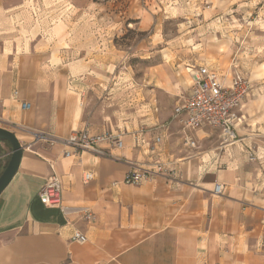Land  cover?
Masks as SVG:
<instances>
[{
    "label": "crops",
    "instance_id": "0c3cea01",
    "mask_svg": "<svg viewBox=\"0 0 264 264\" xmlns=\"http://www.w3.org/2000/svg\"><path fill=\"white\" fill-rule=\"evenodd\" d=\"M253 1L222 2L234 11ZM26 4L0 0V127L24 146L17 171L0 194V264H264V183L259 164L245 154L247 147L264 150L258 89L242 101L239 141L230 145H207L208 126L184 129L173 111L159 112L154 96L147 102L148 116L128 121L121 105L107 109V28H50L32 38L28 30L12 28L24 18L18 8ZM204 14L207 21L215 17ZM232 18L240 21L237 14ZM220 28L230 40L217 39L203 57L191 54L182 67L172 68L174 75L157 63L139 76L120 70L114 78L149 84L151 95L160 90L175 94L184 81L185 97L199 65L223 69V61L231 59L230 64L250 72L251 53L260 50L256 32L249 30L242 41V28L223 23ZM55 31L60 40L42 42ZM90 32L98 38H87ZM22 102L30 107L22 109ZM85 127L94 133L121 132L123 149L112 150L115 156L91 151L65 156L64 145L31 138L32 131L65 137ZM10 153V145L0 141V173ZM136 162L145 167L162 162L168 171L139 185L125 184V173ZM86 172L92 179L84 180ZM51 173L62 186L58 207L38 199ZM86 210L93 220L84 218ZM74 230L84 234V242L72 239Z\"/></svg>",
    "mask_w": 264,
    "mask_h": 264
},
{
    "label": "rangeland",
    "instance_id": "374dc122",
    "mask_svg": "<svg viewBox=\"0 0 264 264\" xmlns=\"http://www.w3.org/2000/svg\"><path fill=\"white\" fill-rule=\"evenodd\" d=\"M20 1L16 0V4ZM222 1L27 0L25 6L18 8L25 14L24 18L16 20L12 28L26 29L32 38L36 37L34 36L36 32H47L50 28L76 27L87 30L107 28V109L121 105L127 110L128 121L130 119L137 121L148 116L150 106L147 102H151L153 96L157 100L159 112L171 115L174 107L184 100L188 84L180 82L175 94L160 90L159 93L151 95L147 90L149 84L120 83L121 80L114 78L116 72L118 75L122 70L129 72L131 76H139L146 67L159 63L168 66V74L174 75V67H182L189 56L203 57L206 46L218 40H230L231 35H221V23L229 29L240 27L245 30L243 35H240L242 41L247 39L248 31L253 30L256 32L253 38L256 39L257 49L260 50L251 53L254 57V68L244 73L250 79L252 90L258 89L256 95L264 107V0L241 4L237 6L239 8L234 7L236 9L234 11L230 5ZM95 7L97 8L94 11ZM204 11L210 13L209 17L212 15L215 17H211L210 20L208 18L207 21L204 16L207 14H204ZM234 14L239 15L240 21L235 19L236 17L232 18ZM238 22L241 25H238ZM192 27H195V30H191ZM52 33L53 36L43 37L42 42L52 43L53 39L62 38L55 36L58 31ZM87 38L95 40L98 37L94 32H90ZM191 46L195 48L188 51ZM152 52L153 56L150 55ZM210 60L217 62L214 58ZM230 60L223 61L225 63L223 69L230 66ZM199 61L204 60L200 58ZM260 80L263 82L260 83ZM174 119L178 125L183 126L182 117ZM208 128L212 132L207 138V145L220 146L219 131L211 126ZM232 147L234 146H230L229 149ZM252 148L254 152L257 151L256 147ZM256 153L255 160H248L259 164L257 166L262 173L261 183H264V162H259L260 159L264 161V150ZM259 155L263 157L258 158Z\"/></svg>",
    "mask_w": 264,
    "mask_h": 264
},
{
    "label": "built area",
    "instance_id": "2783aa9c",
    "mask_svg": "<svg viewBox=\"0 0 264 264\" xmlns=\"http://www.w3.org/2000/svg\"><path fill=\"white\" fill-rule=\"evenodd\" d=\"M251 90L252 85L249 77L233 63L225 69L199 65L193 73L191 86L184 100L174 107L173 116L182 117L183 128L187 130L199 129L205 125L217 129L222 144L230 145L239 141L238 127L242 119L239 108ZM20 106L22 109H28L30 104L22 102ZM31 138L33 141H43L50 145L56 143L64 145L63 154L65 156L80 155L84 151L115 156L116 154L112 153V150L120 151L124 147L121 132L94 133L87 127L73 130L65 137L32 131ZM154 140L159 143L161 137L156 136ZM186 142L190 147L195 146L194 141L189 137ZM245 151L249 160L256 159L252 147H247ZM167 171V167L162 162H154L149 167L136 162L132 163L125 173L123 182L129 185H139ZM92 177L90 172L84 174L85 181ZM61 191L59 177L55 173H51L40 187L38 199L44 206H61ZM220 192L221 185L216 183L214 193L219 194ZM84 218L93 220L94 215L91 211L86 210ZM72 239L84 242L85 236L79 230H74Z\"/></svg>",
    "mask_w": 264,
    "mask_h": 264
},
{
    "label": "water",
    "instance_id": "95a60500",
    "mask_svg": "<svg viewBox=\"0 0 264 264\" xmlns=\"http://www.w3.org/2000/svg\"><path fill=\"white\" fill-rule=\"evenodd\" d=\"M0 141H4L10 145L11 153L9 160L0 173V194L4 188L8 185L11 178L17 171L21 155H22V145L16 138L15 134L7 129L0 127Z\"/></svg>",
    "mask_w": 264,
    "mask_h": 264
},
{
    "label": "trees",
    "instance_id": "16d2710c",
    "mask_svg": "<svg viewBox=\"0 0 264 264\" xmlns=\"http://www.w3.org/2000/svg\"><path fill=\"white\" fill-rule=\"evenodd\" d=\"M8 144V143H7ZM9 145V144H8Z\"/></svg>",
    "mask_w": 264,
    "mask_h": 264
}]
</instances>
